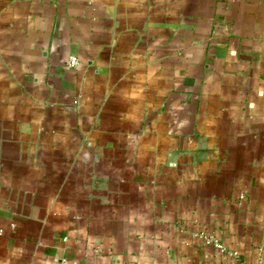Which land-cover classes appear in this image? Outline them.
<instances>
[{"label":"crops","instance_id":"obj_1","mask_svg":"<svg viewBox=\"0 0 264 264\" xmlns=\"http://www.w3.org/2000/svg\"><path fill=\"white\" fill-rule=\"evenodd\" d=\"M0 264H264V0H0Z\"/></svg>","mask_w":264,"mask_h":264},{"label":"built area","instance_id":"obj_2","mask_svg":"<svg viewBox=\"0 0 264 264\" xmlns=\"http://www.w3.org/2000/svg\"><path fill=\"white\" fill-rule=\"evenodd\" d=\"M65 64L69 68H76L79 65L78 60L75 57H70L67 59Z\"/></svg>","mask_w":264,"mask_h":264}]
</instances>
